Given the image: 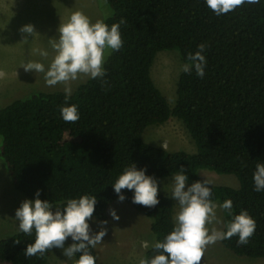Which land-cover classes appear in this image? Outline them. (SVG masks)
I'll use <instances>...</instances> for the list:
<instances>
[{
    "label": "trees",
    "instance_id": "1",
    "mask_svg": "<svg viewBox=\"0 0 264 264\" xmlns=\"http://www.w3.org/2000/svg\"><path fill=\"white\" fill-rule=\"evenodd\" d=\"M104 1L111 9L106 25L126 21L120 26L121 49L106 52L105 76L78 84L67 100L62 90L34 92L0 108V158L9 178L31 200L39 190L53 210L68 199L94 195L93 217L102 221L108 204L118 200L113 183L132 164L153 178L183 167L188 185L203 180L201 170L233 174L239 186L211 184L210 199H230L233 215L246 210L256 229L247 245H238V236L220 243L235 255L264 258V191H254L253 182L256 164L264 163V0L220 16L205 0ZM201 43L205 75L181 72L170 108L150 75L154 57L172 49L185 63ZM68 105L77 106L74 123L61 117L60 108ZM170 116L183 121L194 152L144 141L148 126ZM122 194L148 220L152 241L144 258L151 259L160 254L151 247L154 240L163 241L174 226L173 200L158 191L159 203L145 207L132 202L133 190ZM222 212L226 230L232 217ZM34 239V230L1 238L0 264H46L53 248L43 256L24 255ZM88 251L98 264L95 249Z\"/></svg>",
    "mask_w": 264,
    "mask_h": 264
},
{
    "label": "clouds",
    "instance_id": "2",
    "mask_svg": "<svg viewBox=\"0 0 264 264\" xmlns=\"http://www.w3.org/2000/svg\"><path fill=\"white\" fill-rule=\"evenodd\" d=\"M209 9L217 16L227 14L243 6L245 3L256 4L259 0H205ZM124 18L111 27L102 20L91 22L80 11L70 14L66 22L60 23L57 28L58 36L49 39V45L53 55L47 69L45 65L37 61H28L21 64L25 72L34 71L44 73L46 85L64 86L65 100L72 92L73 81L85 78H103L106 74L103 67L105 55L111 51H118L123 45L120 35V26L125 24ZM22 41H28V35L33 36L37 32L31 24L20 27ZM206 45H197V51L186 55V62L180 65V71L203 78L205 75L206 58L202 54ZM38 54L47 59L49 52L36 49ZM5 74L0 72V77ZM61 117L65 122L79 120V112L76 105H68L60 108ZM188 180L183 167L172 177L170 196L177 202L178 211L173 217L174 226L164 237L163 241L154 240L151 247L160 251L151 259L141 257L138 264H201L205 249L212 244L225 239L238 236V245H247L253 236L256 223L246 210L233 215V204L230 199L222 203H214L211 197V179L204 177L186 187ZM254 191H264V163H257L253 172ZM118 200L123 201L125 196L122 189L133 190L132 202L145 207H155L158 203L157 181L152 176L146 175L144 169H137L131 165L124 169L123 173L113 183ZM32 200L25 199L15 210V220L20 231L32 235L35 231V239L26 246L25 257L43 256L52 248H59L63 255L72 259L77 253L79 258L74 264H95V258L88 251L95 248L103 241L107 234L106 227L93 232L88 223L94 219V195H81L78 199H68L66 204L56 207L48 200L39 198V190ZM217 208L226 211L231 220L224 224L226 230L215 227L221 220L217 216ZM109 214L114 220H119L114 209H109ZM106 225L107 221H100ZM209 225H213L211 230ZM71 237L73 243L65 247V241ZM19 242V241H17ZM144 248L149 244L145 242Z\"/></svg>",
    "mask_w": 264,
    "mask_h": 264
},
{
    "label": "rangeland",
    "instance_id": "3",
    "mask_svg": "<svg viewBox=\"0 0 264 264\" xmlns=\"http://www.w3.org/2000/svg\"><path fill=\"white\" fill-rule=\"evenodd\" d=\"M75 11L82 12L91 22L103 21L111 13L104 0H0V72L5 74L0 77V108L34 92L64 91L61 84L46 85L44 73L25 72L21 64L37 61L43 63L47 69L53 55L49 39L57 38L58 25L66 22ZM25 24L33 25L37 32L33 36L28 35L26 43L21 40L22 34L19 32L20 27ZM36 49L48 51L49 57L47 59L41 57ZM182 63L184 61L176 50H161L156 53L150 68L152 80L166 97L170 108L177 99V81L182 72L180 71ZM87 79L73 81L72 90ZM142 137L147 143L170 151H195V144L185 124L175 116H170L161 124L148 126ZM173 176L154 178L159 192L170 196ZM200 176L202 179L204 177L211 179V184L233 188L239 186V181L233 174L201 170ZM25 199L31 200L14 186L0 158V239L19 231L15 210ZM172 200L175 215L178 204L173 198ZM109 209L116 211L118 221L112 218ZM217 216L221 223L215 227L222 229L223 212L219 208ZM106 221V225H101L97 218L90 221L93 232L99 231L101 227L107 229L103 241L94 248L98 264H138V259L144 257L146 250L143 244L145 242L150 244L152 241L147 218L129 203L116 200L107 206ZM212 226H208L210 230ZM71 243L72 241L67 239L64 246L67 247ZM75 260V257L72 259L65 257L61 249L53 248L46 264H74ZM201 264H264V258L235 255L225 249L219 241L205 249Z\"/></svg>",
    "mask_w": 264,
    "mask_h": 264
}]
</instances>
